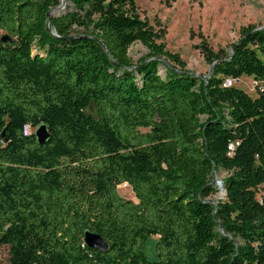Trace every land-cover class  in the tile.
<instances>
[{"label":"trees","instance_id":"16d2710c","mask_svg":"<svg viewBox=\"0 0 264 264\" xmlns=\"http://www.w3.org/2000/svg\"><path fill=\"white\" fill-rule=\"evenodd\" d=\"M0 31V256L264 264V28L210 54L204 79L156 43L134 0H0ZM137 42L148 54L134 63ZM244 76L255 98L226 85ZM221 171L225 199L211 201ZM86 231L108 250L89 249Z\"/></svg>","mask_w":264,"mask_h":264},{"label":"rangeland","instance_id":"374dc122","mask_svg":"<svg viewBox=\"0 0 264 264\" xmlns=\"http://www.w3.org/2000/svg\"><path fill=\"white\" fill-rule=\"evenodd\" d=\"M134 3L137 16L156 33V43L184 63L185 71L204 78L211 71L210 54L219 57L229 54L243 29L264 26V0H134ZM3 36L0 31V40ZM147 54V49L138 42L129 48V57L134 63ZM159 74L165 75L162 66ZM226 85L241 89L251 98H255L260 89L252 77L245 76L228 80ZM31 131L34 133L36 128ZM226 176L225 171L215 175L217 193L211 196V201L225 199L219 183ZM118 191L124 199L136 201L129 186L121 185ZM263 194V186H259L257 198L261 200ZM157 238H149L145 244L144 252L150 261L157 259ZM0 264H10L7 247L1 248Z\"/></svg>","mask_w":264,"mask_h":264},{"label":"water","instance_id":"95a60500","mask_svg":"<svg viewBox=\"0 0 264 264\" xmlns=\"http://www.w3.org/2000/svg\"><path fill=\"white\" fill-rule=\"evenodd\" d=\"M62 1V3H64V0H61ZM51 16V12H49L48 14H47V17H50ZM264 28V26L263 27H261V28H259L258 30H261V29H263ZM46 29L48 30L49 28H48V24L46 25ZM51 34L53 35V36H55V34L54 33H52L51 32ZM2 43H7L9 40H8V37L7 36H3L2 38H1V40H0ZM100 44H101V42L100 41H98ZM212 66H214V64L212 65ZM212 68V67H211ZM193 76H195V77H198V76H196V75H193ZM203 79H204V77H202ZM35 137H36V139H37V141H38V143L41 145V144H44L45 143V141L47 140V138H48V133H47V131H46V128H45V126H40L36 131H35ZM220 184V186H221V191H223V188H222V182H220L219 183ZM225 194V193H224ZM84 243H85V245L89 248V249H91V250H96V251H100V252H106L107 250H108V244L105 242V241H103V239L99 236V235H97V234H94V233H92V232H90V231H86L85 233H84Z\"/></svg>","mask_w":264,"mask_h":264},{"label":"bare ground","instance_id":"6f19581e","mask_svg":"<svg viewBox=\"0 0 264 264\" xmlns=\"http://www.w3.org/2000/svg\"><path fill=\"white\" fill-rule=\"evenodd\" d=\"M124 186H127V185H124ZM123 188H125V187H123Z\"/></svg>","mask_w":264,"mask_h":264}]
</instances>
